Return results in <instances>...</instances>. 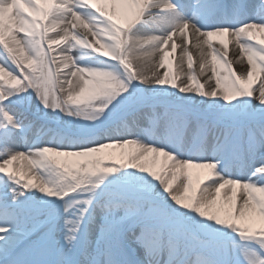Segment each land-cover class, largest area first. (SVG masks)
<instances>
[{
    "label": "snow or ice",
    "instance_id": "1",
    "mask_svg": "<svg viewBox=\"0 0 264 264\" xmlns=\"http://www.w3.org/2000/svg\"><path fill=\"white\" fill-rule=\"evenodd\" d=\"M0 264H264V0H0Z\"/></svg>",
    "mask_w": 264,
    "mask_h": 264
},
{
    "label": "bare ground",
    "instance_id": "2",
    "mask_svg": "<svg viewBox=\"0 0 264 264\" xmlns=\"http://www.w3.org/2000/svg\"><path fill=\"white\" fill-rule=\"evenodd\" d=\"M90 38V37H89ZM174 39L177 41V43L179 44L181 41V37L179 36H175ZM171 43V42H170ZM192 40L191 37L189 38V45H191ZM214 47L216 48H221L222 46L219 45L218 43L214 42ZM236 48L238 50V46L235 45L234 41H230L229 43V52H230V56H231V52L232 50ZM169 51H171L170 46H169ZM193 53V67L196 71L197 74H199V64H198V60H199V56L197 55V50L194 48L190 49ZM205 51H207V46L205 45ZM170 59L173 60V64L175 65L178 61H179V47L176 50V53L172 54V56H170ZM157 63H158V57H157ZM245 64V68H241V66L237 63H234V70L237 71L238 73L241 71L246 70V60L244 61ZM184 67L187 68V59L185 58L184 60ZM161 72L163 71V69H159ZM208 75H211V66L209 65L207 70H206V74L205 76L200 77L201 80L206 79ZM212 86H215V81L213 79V81L211 82Z\"/></svg>",
    "mask_w": 264,
    "mask_h": 264
}]
</instances>
